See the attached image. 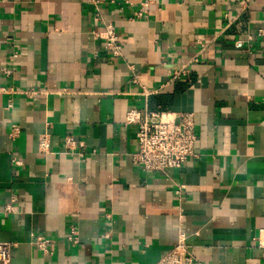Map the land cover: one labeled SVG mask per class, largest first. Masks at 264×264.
<instances>
[{
    "label": "crops",
    "instance_id": "obj_1",
    "mask_svg": "<svg viewBox=\"0 0 264 264\" xmlns=\"http://www.w3.org/2000/svg\"><path fill=\"white\" fill-rule=\"evenodd\" d=\"M104 23L120 56L95 36ZM145 106L193 113L181 168L132 162L125 114ZM66 135L85 145L68 152ZM182 235L195 264H264V0H0L8 264H155Z\"/></svg>",
    "mask_w": 264,
    "mask_h": 264
},
{
    "label": "built area",
    "instance_id": "obj_2",
    "mask_svg": "<svg viewBox=\"0 0 264 264\" xmlns=\"http://www.w3.org/2000/svg\"><path fill=\"white\" fill-rule=\"evenodd\" d=\"M246 1V0H245ZM142 10L148 6V1L142 2ZM146 11V9H144ZM140 15V12L138 13ZM97 18H95L96 20ZM103 30L95 33V36L102 38L104 49L112 56H120L122 41L111 23H104ZM241 40L235 42V47L242 48ZM129 68L132 69L131 66ZM187 72L180 70L175 72L173 78L184 75ZM187 80L190 81L188 73ZM194 116L192 112H172L161 109L132 108L125 114L124 123L134 126L136 129V149L131 153V160L144 171L165 172L170 169H178L184 164L188 157L195 153ZM17 130L13 126L12 133ZM41 152L49 151V139L46 135L40 136L37 140ZM64 145L68 152L74 153L79 147L85 144L75 139L72 135H66ZM12 164L18 166L20 160L12 157ZM183 185L176 183L175 194L180 198ZM13 199V198H12ZM16 208L12 202H6L3 206L5 213H13ZM67 240L77 243L75 227L69 229ZM36 247L43 253L51 250L53 243L49 238L37 236L34 240ZM11 242H0V262L8 264L11 258ZM155 264H195V257L190 246L186 243L184 236L178 237L177 242L167 250Z\"/></svg>",
    "mask_w": 264,
    "mask_h": 264
}]
</instances>
